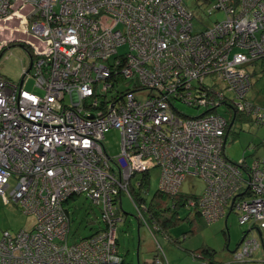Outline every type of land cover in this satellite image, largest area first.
Here are the masks:
<instances>
[{
	"label": "built area",
	"instance_id": "obj_1",
	"mask_svg": "<svg viewBox=\"0 0 264 264\" xmlns=\"http://www.w3.org/2000/svg\"><path fill=\"white\" fill-rule=\"evenodd\" d=\"M213 10L225 18L195 33L180 0H0V55L22 45L30 64L18 83L0 75V197L35 224L3 233L0 264H119L115 202L154 167L164 194L187 176L203 181L205 223L230 209L264 232V158L246 171L223 154L235 114L264 125V106L246 98L249 67L264 63V0H215ZM31 72L41 95L23 88ZM176 102L204 111L187 117ZM112 129L115 157L103 144ZM80 195L107 226L69 244L65 203ZM259 246L245 235L223 264H244Z\"/></svg>",
	"mask_w": 264,
	"mask_h": 264
},
{
	"label": "rangeland",
	"instance_id": "obj_2",
	"mask_svg": "<svg viewBox=\"0 0 264 264\" xmlns=\"http://www.w3.org/2000/svg\"><path fill=\"white\" fill-rule=\"evenodd\" d=\"M182 5L192 15L191 24L193 32H201L205 28L210 27L215 21H221L225 18L222 10L214 11L215 0H180ZM123 50L119 49L121 53ZM29 56L26 49L19 47L17 44H11L0 57V75L7 80L18 83L22 77L23 68L27 67ZM249 72L252 74V88L247 92L246 98L255 105L264 106V67L250 66ZM254 72V73H253ZM32 72L28 75L23 83L26 91L41 95L42 91L35 87V80L32 78ZM228 100L232 99V95L225 91ZM175 107L183 115L187 117H197L203 113L204 108H194L186 103L176 102ZM227 107L221 105L217 108V112L226 116ZM232 132L227 138L225 145V155L231 162H240L242 158H247L248 164H251L252 157L264 155V125L258 126L250 121L243 119L236 121ZM104 147L109 156L115 157L120 150V135L117 130H110L104 136ZM148 191L145 195L146 204L151 200L154 193L157 192L160 181V169L154 167L150 170ZM134 178L132 184L135 182ZM13 186V184H11ZM204 189V183L199 178L187 176L179 188L183 194L200 195ZM120 203V204H119ZM117 203L119 218L116 228V240L118 241V251L124 257V248L129 251H137L139 240L141 238L140 250L145 253L152 254L151 249L154 246V238L149 229L139 223L135 207L126 194H122L120 201ZM119 206L121 208H119ZM167 207V206H166ZM70 215V234L68 242L74 243L80 239L90 237L101 226L100 224V207L92 200L87 199L84 195L78 196L68 205ZM225 225L224 219L212 223L210 225L202 224L198 221L197 229L193 233H188L192 227V214L188 208L178 210V217L181 219L177 222V229L171 230L172 237L179 243L166 244L156 235V240L164 252L167 261L176 260L182 255L184 249L190 247H201L202 244L209 245L216 250L217 258H224V245L235 248L238 241L243 237L244 232L249 229V224L238 225L234 213H230ZM34 219L30 215L23 214L16 206L11 204L5 205L0 197V238L3 231L9 233H17L23 229H29L33 225ZM197 223V221H195ZM195 228V227H193ZM227 232V234H226ZM186 237V240L183 238ZM174 239V240H175ZM228 241V242H227ZM166 245V246H165ZM191 249V248H190ZM139 252V251H138ZM137 264V252H135ZM151 256V255H150ZM152 257V256H151ZM124 260V264H129ZM180 260V259H178ZM248 264V263H246Z\"/></svg>",
	"mask_w": 264,
	"mask_h": 264
},
{
	"label": "trees",
	"instance_id": "obj_3",
	"mask_svg": "<svg viewBox=\"0 0 264 264\" xmlns=\"http://www.w3.org/2000/svg\"><path fill=\"white\" fill-rule=\"evenodd\" d=\"M254 64H255V62H254ZM255 66L264 67V63H262V61H261ZM250 76L252 77V74H250ZM251 88H252V84H251ZM248 101L252 105H255L252 101H250V100H248ZM192 107H194V106H192ZM226 107H227V109H226V111H227L229 106H226ZM231 114H233V112H231ZM201 115L202 114H200L199 116H201ZM199 116H197V117H199ZM243 119H246V121L248 120V121L253 123L250 114H246V113L235 114L234 122H233L232 127L230 129H228V127H227V129H226V142H227L228 136H230V135H235L236 136L237 135L234 132H232V128L234 127V124H235L236 121H242ZM225 145H226V143H225ZM224 150H225V148H224ZM223 154H224V157L227 159V157L225 155V152ZM256 158H261V157H252V162ZM262 158H264V157H262ZM246 159L247 158H242L240 160V162L245 166V170L248 171L250 169V165L252 164V162H251V164H248ZM227 161H229V160L227 159ZM229 162L230 163H234V164H238L239 163V162L235 163V162H231V161H229ZM149 173H150V170L145 172V173L136 174L134 176L136 178L135 180L138 181V186L134 185V186H130L129 187V190H128V192H129L128 195L129 196L128 197H129V199L131 200L133 206L136 209L137 216H138V211H139V214L141 216L140 218L138 217V221H140L139 223H141L142 225L144 224L149 229L152 237L154 238V241H155V252H157V253H155V257H156L155 259H161L162 261L163 260L165 261L164 252H162V249H161L160 245L158 244V242L156 240V235H159L160 237L164 238L167 242H171L172 244H177V246L180 247V243L175 238L172 237L171 230H174V229L178 228L177 227V222L181 221V219L178 217L179 216L178 215V210H180L182 208H188L190 213L193 215L192 216V221H193L192 222V227H190L188 233H193L195 230H198L197 229V225L199 224L198 221L200 223H202V224H207V223H205L204 219H202V217L200 215V212L198 211V208L195 205L196 200L200 197V195L202 193L200 195H197V194H183V193H180V191H178L174 195H171V194L168 195V194L161 193L159 190H157V192L154 193L153 197L148 202V204H146L145 195L147 194V191H148L149 176H150ZM120 197H121V194L118 195V198H117V201L115 202V204L119 203ZM75 199H76L75 196L71 197L65 203V209L64 210H65V213H66V217H68V220H69V227H70V215H69V212H68V205H69L68 203H69L70 200L72 202ZM191 201L194 202L193 206L188 207V204ZM3 202H4V200H3ZM4 204L5 205H9L8 203H5V202H4ZM11 205H13V204H11ZM13 206H16L19 209V207L17 205H13ZM119 208H121V207L119 206ZM115 214L117 216L119 214L117 207H116ZM195 221H197V223ZM215 222H213V223H215ZM100 224H101L100 228L94 234H92L90 237H86V238H83V239H80V240L89 239L93 235H95L98 231H100L102 229H105V227L107 225H106L105 221H103L102 216L100 217ZM207 225H210V224H207ZM33 226H35L34 222H33V225H31V227L29 229H23V230L30 231L33 228ZM193 227H195V228H193ZM255 229H257V231L262 236H264V232L260 228L256 227ZM20 231H22V230H20ZM20 231H18L17 233H19ZM5 232L10 234V235L17 234V233H9L8 231H3L2 235H1V238L3 237V233H5ZM246 233L247 232H244V235ZM68 234H70L69 228H68ZM226 234H227V232H226ZM246 235H248V233ZM1 238H0V241H1ZM185 239H186V237H185ZM116 245H117V240H116ZM184 250L187 251L186 249H184ZM116 251H117V256L119 257V264H122V258H121V255L118 252V247H117ZM255 252H254V254H255ZM190 253H191V255L193 257L199 258V259H201L203 261H206V264H215V260L214 259H215L216 252L212 248H209L207 246H201L197 250L191 251ZM155 259H154V261H155ZM246 263L249 264L250 260L247 261ZM220 264H223V263H220Z\"/></svg>",
	"mask_w": 264,
	"mask_h": 264
},
{
	"label": "crops",
	"instance_id": "obj_4",
	"mask_svg": "<svg viewBox=\"0 0 264 264\" xmlns=\"http://www.w3.org/2000/svg\"><path fill=\"white\" fill-rule=\"evenodd\" d=\"M0 24H1V22H0ZM29 65L30 64L28 62L27 67H24L23 69L26 68V71L29 72L30 71V66ZM20 80L22 81V79H20ZM256 157H261L262 158V156H256ZM263 157H264V155H263ZM229 215H231L230 214V209H228V210L226 209L225 210V215L224 216H221L216 222L221 221L222 219H224L225 220L224 223L226 225ZM117 217L119 218V214H118ZM119 219H121V221H122V217H120ZM252 230L253 231H250L249 232V229H248V231H247L248 236H252V237L256 238L261 244H260L259 248L257 249V251L255 252V254L253 255V257L251 258L249 264H264L263 263V260H264V238L263 237L264 236H262L257 231V229H252ZM245 235H243V237ZM243 237L238 241V243L236 244L235 248H231L229 245H224V250L226 251L223 254L224 255V258H222V259L221 258H217L216 257L217 254H216L215 255V259H214L215 260V264H220V263H224V262L229 261L231 259L232 255L234 254L233 251H236L238 249V247L240 245V242L243 239ZM160 238L166 244L167 241L164 238H162V237H160ZM184 240H186V239L184 238ZM139 241L140 242L138 244L137 251H129L128 249L124 248V251H125L124 257L118 251L119 254L121 255V258H122V264H124L125 258H127L126 262L128 261L129 264H136V259H135V255H134L135 252H137V264H153L154 263V259L156 258L155 257V253H157V252H155V247L153 246L152 249H151L152 254L145 253L142 250H140V246H142V244H141V238H140ZM154 244H155V241H154ZM201 246H207V245L202 244ZM117 247H118V241H117ZM207 247L212 248L213 250H215L213 247H211L209 245ZM190 248H187V251L184 250V252H182V255L180 257H177L176 260H170L168 262L167 259H166V257H165V254H164L165 261L164 260L162 261L161 259H159V260H160L161 264H206V261H203V260H201L199 258H195L190 253L191 251L197 250L199 247L193 246V247H190ZM215 252H216V250H215ZM178 259H180V260H178ZM244 264H246V263H244Z\"/></svg>",
	"mask_w": 264,
	"mask_h": 264
},
{
	"label": "bare ground",
	"instance_id": "obj_5",
	"mask_svg": "<svg viewBox=\"0 0 264 264\" xmlns=\"http://www.w3.org/2000/svg\"><path fill=\"white\" fill-rule=\"evenodd\" d=\"M252 229H255V228L249 227V232H250V231H253Z\"/></svg>",
	"mask_w": 264,
	"mask_h": 264
},
{
	"label": "water",
	"instance_id": "obj_6",
	"mask_svg": "<svg viewBox=\"0 0 264 264\" xmlns=\"http://www.w3.org/2000/svg\"><path fill=\"white\" fill-rule=\"evenodd\" d=\"M19 47L23 48V46H22V45H20ZM3 53H4V52H3ZM3 53H2V54H3ZM2 54L0 55V57L2 56ZM234 252H235V251H233V253H234Z\"/></svg>",
	"mask_w": 264,
	"mask_h": 264
},
{
	"label": "clouds",
	"instance_id": "obj_7",
	"mask_svg": "<svg viewBox=\"0 0 264 264\" xmlns=\"http://www.w3.org/2000/svg\"><path fill=\"white\" fill-rule=\"evenodd\" d=\"M18 46H20V45H18ZM23 48H24V47H23ZM116 228H117V227H116ZM244 237H245V236H244ZM244 237H243V238H244ZM241 241H242V240H241ZM240 243H241V242H240ZM239 246H240V245H239ZM236 251H237V250H236ZM236 251H235V252H236ZM235 252H234V253H235Z\"/></svg>",
	"mask_w": 264,
	"mask_h": 264
}]
</instances>
